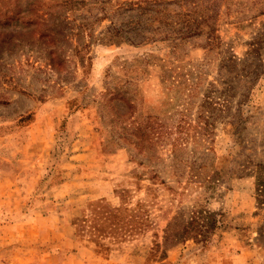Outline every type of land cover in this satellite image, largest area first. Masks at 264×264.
I'll use <instances>...</instances> for the list:
<instances>
[{
    "label": "rangeland",
    "instance_id": "obj_1",
    "mask_svg": "<svg viewBox=\"0 0 264 264\" xmlns=\"http://www.w3.org/2000/svg\"><path fill=\"white\" fill-rule=\"evenodd\" d=\"M1 167L0 264H264V0H0Z\"/></svg>",
    "mask_w": 264,
    "mask_h": 264
},
{
    "label": "crops",
    "instance_id": "obj_2",
    "mask_svg": "<svg viewBox=\"0 0 264 264\" xmlns=\"http://www.w3.org/2000/svg\"><path fill=\"white\" fill-rule=\"evenodd\" d=\"M11 163L14 164V160H11ZM26 181L28 184L22 186L21 183ZM34 190L32 177L27 173L22 175V172L10 168H0V232L5 235L0 238L23 236L33 239L37 236L40 218L37 214L33 216L32 210L35 207L30 206V215L22 214L23 204L31 202Z\"/></svg>",
    "mask_w": 264,
    "mask_h": 264
}]
</instances>
